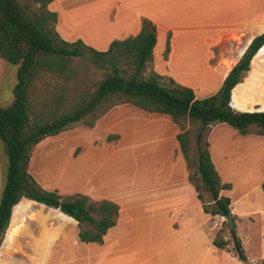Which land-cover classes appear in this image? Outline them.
Here are the masks:
<instances>
[{
  "label": "rangeland",
  "instance_id": "obj_1",
  "mask_svg": "<svg viewBox=\"0 0 264 264\" xmlns=\"http://www.w3.org/2000/svg\"><path fill=\"white\" fill-rule=\"evenodd\" d=\"M17 1L22 3L23 0ZM111 2L62 0L57 4L63 12L61 26L75 31L68 24V21L74 22L78 27L76 32L89 39L104 35L103 26L99 24L113 17L116 9ZM183 3L179 0L173 4L183 8ZM115 6L120 7L118 4ZM73 11L76 13L74 20L71 19ZM85 17L90 18V23L82 22ZM94 20L98 26L93 24ZM187 25L180 22L176 26ZM91 29L95 32H90ZM194 34L198 33L189 30L176 33L177 46L185 45L186 50L184 57H179L174 63V68L187 84L197 86L195 96L202 99L217 92L224 71L230 63L234 62L232 67L236 64L249 38L245 40L246 33L244 36L228 33L223 36L217 51H209L200 48L203 42L194 41ZM213 52L216 58H213ZM204 53L210 58V66L203 64ZM260 55L263 56L249 67L237 87L236 96L241 107L256 104L264 107V49ZM183 59L195 62L199 69L198 79H192V73L180 65ZM74 64L78 65L75 78L66 80L63 76L48 73L34 82L31 101L36 112L48 116L69 110L79 94L108 72L94 68L86 58L76 60ZM16 70V66L0 59L1 107L9 106L13 101ZM154 74L169 84V77L157 74L152 64L147 65L143 76ZM199 75H204L203 79ZM90 122H93V127L87 125ZM199 128V122L188 116L175 124L168 115L147 113L113 94L102 101L84 122L75 123L34 146L28 171L44 189L56 191L62 197L80 194L99 202L115 195L123 204L122 217L126 219L117 231L120 235L117 244L126 257L124 264L143 260L147 264H264V135L258 134L259 128L250 127L247 135H240L224 123L208 128L211 160L221 182L231 185L229 190H220V195L230 198L232 227L223 217L205 215L195 202L186 206V211L175 201L177 188H153L146 183L147 171L159 170L170 176L171 171L180 169L181 154L176 135L189 131L194 144ZM6 163L5 144L0 140V192ZM187 171L191 185L199 187L198 192L205 202L210 201L209 193L202 188L196 162L187 166ZM159 174V179L164 177ZM165 180L162 182H167ZM26 204L27 201L22 200L19 210ZM26 208L30 210L29 206ZM62 220L55 211L32 205V211L18 216L16 224L21 228L13 241L3 237L0 264H79L77 253L84 255L86 252L77 251L81 248L77 242L79 228ZM201 223L208 236L196 227ZM231 230L241 241L245 260L237 256ZM215 238L227 240L228 245L224 248L208 246ZM179 244L187 247L184 245L185 249L178 254L172 248ZM163 248L166 250L157 256V251ZM83 262L98 263L96 257Z\"/></svg>",
  "mask_w": 264,
  "mask_h": 264
},
{
  "label": "trees",
  "instance_id": "obj_2",
  "mask_svg": "<svg viewBox=\"0 0 264 264\" xmlns=\"http://www.w3.org/2000/svg\"><path fill=\"white\" fill-rule=\"evenodd\" d=\"M53 1L0 0V58L17 67L13 101L7 107L0 106V140L5 144L7 156L0 192V246L4 236L12 242L18 235L21 225L16 224L17 218L32 211V205L55 211L65 224L77 223L81 242L103 243L107 231L116 224L119 206L109 200L95 202L80 194L62 197L56 191L44 189L29 173L28 166L34 146L75 123L84 122L113 94L147 113L168 115L175 124L185 116L199 122L194 144L189 131L177 134L176 141L186 165L196 162L202 188L210 195L211 200L205 202L199 187L194 186L202 211L223 218L230 215V198L220 195V190H229L231 185L221 182L211 160L208 128L224 123L240 135H247L249 128L255 126L259 128L258 134L264 135V107L257 104L241 107L236 96L244 73L263 56L260 52L264 49V33L252 39L233 67L234 62L227 66L224 76L228 74L217 92L198 99L190 87L176 84L172 79H168L167 85L158 75L143 76L145 67L152 61L156 42V28L149 20H142L137 35L113 40L107 50L98 51L80 39L66 42L58 37L54 29L57 14L48 9ZM248 38L250 41L251 35ZM83 58L94 68L108 72L79 94L69 110L48 116L36 112L31 101L34 82L48 73L66 80L75 78L78 65L74 63ZM87 125L93 127V122ZM262 191L264 195V183ZM22 198L27 199V204L19 210ZM230 234L238 258L245 260L236 232L231 230ZM212 245L224 248L228 241L215 238Z\"/></svg>",
  "mask_w": 264,
  "mask_h": 264
},
{
  "label": "crops",
  "instance_id": "obj_3",
  "mask_svg": "<svg viewBox=\"0 0 264 264\" xmlns=\"http://www.w3.org/2000/svg\"><path fill=\"white\" fill-rule=\"evenodd\" d=\"M61 1L62 0H54L48 5V9L50 11L56 12L57 14L55 31L59 38L66 42H74L80 39L84 44L98 51L107 50L109 44L113 40H123L125 38L137 35L141 29L142 20H149L156 28V42L152 51V61L149 62V64L153 65V69L157 74L169 77L170 79L179 82L182 86L190 87L195 92L194 94L198 93L197 86H190L187 84V81L178 73L177 69L174 68V63L178 61L179 57L182 58L186 50L185 45L184 47L181 45L177 46L176 33L183 30L197 32V35L194 34L196 35L194 41H202L204 45H199L198 43L196 44H198L200 48L203 47L205 50L209 51H217L219 49L220 43L222 42L223 36L228 33H235L237 35L243 34V36L244 33H246L245 40H247V38L251 35V39L247 45L245 42V49L248 47L254 37L264 33V9H262L263 7H260V4L264 6V0H259L261 3H258L259 1L257 0H181L184 2L183 8H177L176 5L173 4L179 0H99L100 3L114 1L111 3H114L112 7H114L116 10H114V15L110 20L102 22V24L97 23L96 20H94L96 22H93V24L96 26H98V24L99 26H103L102 29L104 35L94 37V39H89L86 36V40L84 34L76 32L78 31V27L75 26L74 22L67 20L68 24L70 26L72 25L71 27L75 31L69 30L65 28V26H61V14L63 12L57 7V4ZM115 3L120 5V7L118 8L115 6L117 5ZM71 13V19L74 20L73 17L76 13H74V11ZM89 15L91 14L89 13ZM93 16L95 15L93 14ZM67 19L69 18L67 17ZM82 22L90 23V18L85 17L84 21ZM180 22H184L185 25L188 23V25L186 27L176 26L177 23ZM90 32H95V30L91 29ZM190 36L192 35H189L188 37ZM104 40L105 42L103 43ZM167 42L168 51L165 52L167 48ZM188 48H190V46ZM212 54L213 58H216V54L214 52ZM209 59L210 58H208V55L204 53L203 64L205 66H210ZM181 61L180 65L183 64L186 69L192 73L191 75H193V77L191 78L198 79L199 69L195 62L188 59H185L182 62ZM226 75L223 77V80ZM199 77L203 79L204 75H199ZM195 97L197 98V96ZM179 159L180 169L177 172L171 171V175L166 176L165 173L159 172V170L154 172L147 171L145 176L146 183L149 185V187L153 188H177V190L174 191L177 194L175 201L185 210L187 209L186 206H189V204L193 202L201 206L200 201L197 199V192L187 179V165L182 154ZM159 173L162 174V177H164L159 179L157 177V174ZM165 179H167V182H162L166 181ZM158 180H161V182H158ZM102 192L104 191L102 190ZM104 193L110 196L113 195L107 192ZM167 194L168 193H166V195ZM107 199L119 206V215L116 224L107 231L106 235L103 237V243L101 245L96 243H84L81 242L79 238H77V242L81 246V248H79L77 251H86L84 255L82 253H77V260L79 261V264H85L86 262L84 263L83 260L89 261L92 259V257H96L98 261L97 264H124L123 261H125L126 257L122 253V248L117 244L120 238L119 232L117 233V231L126 221L125 217H122L123 204L119 202L115 195H113L111 198L108 197ZM22 200L27 199L22 198L20 202ZM170 224V226H172V223ZM202 226L203 224L201 223L196 227L202 230L205 236H208L204 231L205 228L202 229ZM184 245L185 244H179L172 249L174 252L179 254V251H182L185 249V247H187V245H185V247ZM208 246L215 247L212 245V241L210 244H208ZM164 250L166 249L163 248L162 250H158L156 255H161ZM145 261L146 260H143L142 262L135 264H147L148 262Z\"/></svg>",
  "mask_w": 264,
  "mask_h": 264
},
{
  "label": "water",
  "instance_id": "obj_4",
  "mask_svg": "<svg viewBox=\"0 0 264 264\" xmlns=\"http://www.w3.org/2000/svg\"><path fill=\"white\" fill-rule=\"evenodd\" d=\"M231 106V105H230ZM233 215L230 214L227 217L224 218V220L232 227L233 226V221H232Z\"/></svg>",
  "mask_w": 264,
  "mask_h": 264
},
{
  "label": "bare ground",
  "instance_id": "obj_5",
  "mask_svg": "<svg viewBox=\"0 0 264 264\" xmlns=\"http://www.w3.org/2000/svg\"><path fill=\"white\" fill-rule=\"evenodd\" d=\"M257 1H259V0H257ZM258 3H261V1H259ZM258 3H257V4H258ZM255 4H256V3H255ZM263 4H264V1H263ZM257 6H258V5H257ZM258 7H259V6H258ZM260 7H261V8L263 7L262 9H264V6H262V4H260ZM260 7H259V8H260ZM137 120H138V118H137ZM137 120H136V121H137ZM136 121H135V122H136ZM139 123H140V122H139ZM134 133H135V132H134Z\"/></svg>",
  "mask_w": 264,
  "mask_h": 264
}]
</instances>
